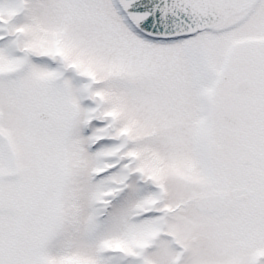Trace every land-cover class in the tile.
I'll return each instance as SVG.
<instances>
[{
  "label": "snow or ice",
  "instance_id": "obj_1",
  "mask_svg": "<svg viewBox=\"0 0 264 264\" xmlns=\"http://www.w3.org/2000/svg\"><path fill=\"white\" fill-rule=\"evenodd\" d=\"M0 264H264V0H0Z\"/></svg>",
  "mask_w": 264,
  "mask_h": 264
}]
</instances>
